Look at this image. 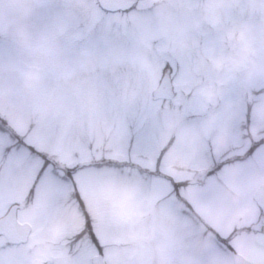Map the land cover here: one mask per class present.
Here are the masks:
<instances>
[{
	"label": "rangeland",
	"instance_id": "obj_1",
	"mask_svg": "<svg viewBox=\"0 0 264 264\" xmlns=\"http://www.w3.org/2000/svg\"><path fill=\"white\" fill-rule=\"evenodd\" d=\"M94 1L0 0V197L36 202L43 237L68 235L70 264L97 254L167 264L173 253L209 264L213 231L229 236L264 185V46L253 57L217 37L212 56L201 55L195 32L207 15L196 5L252 0H164L114 14ZM166 73L174 98L155 100ZM245 82L259 95L234 90ZM41 154L52 162L42 175ZM202 171L209 178L191 184ZM249 245L235 243L258 260Z\"/></svg>",
	"mask_w": 264,
	"mask_h": 264
},
{
	"label": "flooded vegetation",
	"instance_id": "obj_2",
	"mask_svg": "<svg viewBox=\"0 0 264 264\" xmlns=\"http://www.w3.org/2000/svg\"><path fill=\"white\" fill-rule=\"evenodd\" d=\"M34 1L38 2V0ZM163 2L164 0H138L133 9L137 8L140 4H148V9L154 10L155 7L153 4H162ZM88 4L98 5L99 2L95 0L94 3ZM196 7L200 11H205L207 15V21L203 23V25L201 24L198 31L195 32V35L199 38L198 40H201L196 44V48L201 52V55L207 56L209 53L212 56V52H206V46L214 48L213 39L217 37L225 38L220 40L222 43L226 42V44L229 45L230 42H232L244 51H247V48H249L248 51L253 52V57L256 56L254 52L257 47L260 48L264 46V0L246 1L236 8L219 9L213 2H210L209 7H204L203 4H197ZM98 9L103 13H107L100 9V7H98ZM234 10L235 13H239L241 16L238 17L236 14H233ZM128 12L130 11L127 10L124 13ZM207 37L209 38L208 44L205 43ZM212 50L213 49H208L207 51ZM230 50L235 51L233 47H230ZM230 50L226 52L233 55ZM245 59H249V61L253 63L252 66H249V64L247 65L248 74L251 76L254 71V62L250 58V55L249 58L245 57ZM205 84L209 83L205 82ZM216 86H218V84H216ZM240 87L246 92L251 91L252 94L256 93V89L251 88L248 82H245L244 85L238 84L234 90H239ZM230 91H233L232 87ZM256 95H259V93H256ZM212 97V94L209 96H202L204 100L212 99ZM248 115H250L249 112ZM254 151H252V153ZM225 164H227V161L222 162L221 167ZM210 174L211 171H202L196 174L195 179L197 182L194 185L203 184L209 178ZM263 188L264 185H260L256 189L253 195L254 201L256 193ZM255 205L256 207L252 209L251 212H247L243 216L240 220L241 224L235 226L233 232L229 236H224V234L218 230L213 231L214 234L212 235L216 240L213 243L214 246H212L211 255L209 257L211 262L209 264H215L214 262L217 264V261L213 260V253L220 254L221 257L225 259L230 257L231 264H237L235 261V256L237 255L244 258L241 259L243 261L241 264H264V211L257 201H255ZM13 209H16L13 226L15 227L14 231L17 234L18 242L10 241L6 235L0 233V264H70L68 235L65 233L64 237H62L63 233L61 234L58 231L54 234L47 231L46 237H43V233H45V228L47 227L45 226V228H43L41 224L42 221L44 223L45 220L39 215L36 202L31 206L25 196L18 199L0 197V221L4 218H8ZM24 237H26L25 241H20ZM239 238L249 239V246L256 250L259 255L258 260L253 258L250 259L244 254V249L235 246ZM164 242L168 245L167 240H164ZM46 243H50L48 248L46 247ZM144 244L147 246L146 256L148 259L150 258L153 260V255L156 253L153 248L155 244L154 240L149 237L148 240L144 241ZM65 249H68L69 252L63 253ZM196 254L194 253V255ZM188 255H190V253H188ZM199 255H201V253H199ZM97 256H99V254L92 256L91 264ZM190 257L192 256H174L173 253L171 258L169 254H167L164 261L167 259V264H169V261L173 262L176 259H183L185 260L184 264H203L201 256H196L194 259H190ZM144 262H147V260ZM219 264H225V262H220Z\"/></svg>",
	"mask_w": 264,
	"mask_h": 264
},
{
	"label": "water",
	"instance_id": "obj_3",
	"mask_svg": "<svg viewBox=\"0 0 264 264\" xmlns=\"http://www.w3.org/2000/svg\"><path fill=\"white\" fill-rule=\"evenodd\" d=\"M100 7L107 12H118L126 11L131 9L136 3L137 0H98ZM173 86L169 75H166L159 88L156 89L153 93L155 100H172L174 98ZM195 183V182H193ZM255 200L259 203L261 208L264 211V188L258 191L255 195ZM16 209H13L8 218H4L0 221V233L6 235L10 241L18 242L17 234L14 231L15 227L13 226V219L15 217ZM258 229V228H257ZM26 237L22 238L20 241H25ZM241 259H244L242 256H235V261L237 264L243 262ZM93 264H105L102 256H97L93 260Z\"/></svg>",
	"mask_w": 264,
	"mask_h": 264
},
{
	"label": "snow or ice",
	"instance_id": "obj_4",
	"mask_svg": "<svg viewBox=\"0 0 264 264\" xmlns=\"http://www.w3.org/2000/svg\"><path fill=\"white\" fill-rule=\"evenodd\" d=\"M30 150H31V146H30ZM41 159L44 160V164H43V166L41 167V175H42L43 172L47 169V167H48L52 162L49 161V160H46V159L43 157V154H41ZM68 176H69V177H72V176H73V173H72V172H69V173H68Z\"/></svg>",
	"mask_w": 264,
	"mask_h": 264
}]
</instances>
